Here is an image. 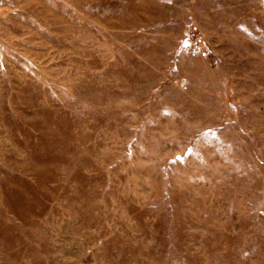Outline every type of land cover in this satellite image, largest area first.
<instances>
[{
	"label": "rangeland",
	"instance_id": "rangeland-1",
	"mask_svg": "<svg viewBox=\"0 0 264 264\" xmlns=\"http://www.w3.org/2000/svg\"><path fill=\"white\" fill-rule=\"evenodd\" d=\"M0 264H264V0H0Z\"/></svg>",
	"mask_w": 264,
	"mask_h": 264
}]
</instances>
